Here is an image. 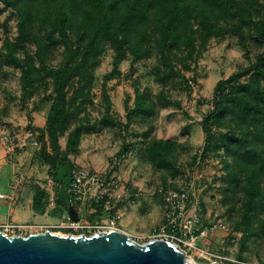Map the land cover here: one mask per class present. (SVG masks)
<instances>
[{"label": "rangeland", "instance_id": "rangeland-1", "mask_svg": "<svg viewBox=\"0 0 264 264\" xmlns=\"http://www.w3.org/2000/svg\"><path fill=\"white\" fill-rule=\"evenodd\" d=\"M41 6L38 2L6 6L0 0V191L6 195L2 200L10 203L9 207L0 205V223H34L61 235L84 231L90 235L108 231L111 217L117 214L120 215L117 227L144 244L153 238L155 229L167 223L164 192L191 186V211L200 214L205 222L223 219L229 231L201 240L208 253L189 251L187 260L193 264H211L214 260L220 264H264V167L239 156L244 151L239 147L232 154L220 139V131L231 130L235 136L245 135L249 144L264 154V127L257 131L235 116H227L222 120L223 127L213 124L216 140L206 153L202 129L203 119L213 108L216 83L247 68L261 51L253 39V30L243 29L251 48L247 56L236 35L227 33V29L210 28L203 24L198 13H192V28L187 33L194 45L185 44L187 38L182 35L183 42L169 54L167 64L154 47L149 20L146 39L153 44L147 58L133 61L132 50L127 47L116 77L106 80L105 76L114 69L116 55L106 42L92 69V84L79 82L78 78L72 81L69 97L84 86L83 92H89L90 98L82 103L85 112L69 125L70 129L77 124L85 125L80 148L69 157L74 167L96 169L107 178L114 176L123 187L118 200H112L111 207L97 215L92 205L95 200L88 197L81 202L78 212L56 206L59 184L51 177L49 164L40 157L44 141L38 139L42 128L38 124L47 119L55 99L53 78L46 75L24 95L22 70L6 59L9 52L6 43L20 39L25 18L39 40L32 38L21 43L16 55L24 58L28 51L36 66L40 65L41 55L47 69L61 68L69 61L70 46L87 43L92 25L87 9L79 7L72 16L66 38L52 25L59 5L46 7L44 13ZM224 24L225 21H220V25ZM45 41L49 47L40 49L38 44L44 45ZM78 60L79 56H74L71 63ZM138 94L143 96V107L150 108L151 113L138 111L128 129L102 125L107 105L105 95L111 102L110 116L125 124L126 106L133 109ZM81 102L79 96L76 104ZM30 131L36 132L39 145L28 136ZM67 134L60 137L62 150L66 148ZM5 135L9 143L2 140ZM158 139L173 142L170 168L153 159L149 151ZM122 154L125 157L113 167V160ZM37 191L38 207H35ZM252 192L256 203L248 208ZM74 219L86 225L84 231L61 227Z\"/></svg>", "mask_w": 264, "mask_h": 264}, {"label": "trees", "instance_id": "trees-1", "mask_svg": "<svg viewBox=\"0 0 264 264\" xmlns=\"http://www.w3.org/2000/svg\"><path fill=\"white\" fill-rule=\"evenodd\" d=\"M6 6L21 7V4H41V13L46 7L58 4L57 12L54 13L52 25L67 38V30L70 28L72 16L79 11V7L87 9L92 16V25L88 32L87 43L70 46L69 61L61 68L47 69L45 60L39 55L40 65L36 66L32 55L26 51L24 58L18 57L16 51L21 45L32 38L39 40L33 32V27L28 25V19L21 23V37L18 41H7L8 53L6 59L21 68L23 94H27L29 87L45 79L46 75L53 78L55 99L48 113L44 128L40 129L38 139L44 141V147L40 153L49 164L51 177L58 182L59 188L56 194V206L64 210L79 211L80 201H71L68 188L72 181V171L75 168L69 154L79 150L85 131V125L77 124L70 129L72 120L80 113L85 112L82 106L84 100H89V92L84 93V86L76 89V95L70 96L68 88L75 78L79 82L85 81L92 84V69L99 61L104 44L110 43L116 51L114 69L105 79L116 77L120 62L124 59L127 47H130L134 55L133 61L147 58L152 51V44L148 37L147 23L151 21V32L155 40V46L161 59L170 63L169 54L180 46L183 36L187 38L184 43L194 45L188 35V29L192 28L191 14L198 13L204 25L210 28L227 29V33L238 37L240 45L250 54V46L246 41L243 29L248 27L253 30V39L261 51L256 59L245 69L231 74L226 79L219 80L214 89L213 108L202 121V129L206 135L205 153L211 148L216 140L213 124L223 127L222 120L227 116H235L240 122H246L249 127L259 131L264 127V0H2ZM53 3V4H52ZM1 11V9H0ZM56 11V10H53ZM45 20V18H42ZM85 20V19H84ZM225 21L220 25V21ZM183 35V36H182ZM51 38V37H50ZM52 39V38H51ZM38 44L40 49L49 47V44ZM74 56L79 60L71 63ZM85 84V85H86ZM82 102L76 104L78 97ZM142 95L138 94L136 105L128 110L127 123L114 119L110 116L111 102L105 95L107 102L105 114L102 118L104 126H120L128 129L132 123L133 115L144 110L151 113V109L143 107ZM239 123V122H238ZM65 132L67 143L62 150L60 137ZM245 135L235 136L230 130L220 131V139L228 151L235 155V148L244 150L239 156L251 162H259L264 167V154L249 144ZM48 144V145H47ZM173 142L171 139L154 140L149 148L153 159L160 160L164 167L170 168L173 162L170 159ZM51 148V150L48 149ZM197 156H195L196 160ZM34 196L36 207L38 194ZM249 197V206L255 204L254 192ZM262 201V199H261ZM97 215L105 211V202L94 201L92 204ZM38 207V205H37ZM250 209H248V212ZM247 212V213H248ZM95 215H92L94 217Z\"/></svg>", "mask_w": 264, "mask_h": 264}, {"label": "water", "instance_id": "water-1", "mask_svg": "<svg viewBox=\"0 0 264 264\" xmlns=\"http://www.w3.org/2000/svg\"><path fill=\"white\" fill-rule=\"evenodd\" d=\"M78 220V219H74ZM0 264H193L178 244H140L121 230L86 234L51 231L9 237L0 233ZM211 264H220L213 261Z\"/></svg>", "mask_w": 264, "mask_h": 264}, {"label": "built area", "instance_id": "built-area-1", "mask_svg": "<svg viewBox=\"0 0 264 264\" xmlns=\"http://www.w3.org/2000/svg\"><path fill=\"white\" fill-rule=\"evenodd\" d=\"M28 136L34 139L35 145H39L35 137V131H30ZM2 140L6 143L10 142L7 135L3 136ZM124 157L125 154L116 157L113 160V167L120 164V161ZM120 187V181L114 176L107 178L99 170L81 166L75 167L72 171V181L68 188V193L71 197V201L82 202L87 197L96 201L102 200L105 202V208L108 209L111 207V201L118 200L121 196L119 193ZM5 197L6 195L0 192V199H4ZM163 200L168 220L164 227L154 230L152 239H166L174 244H178L186 253L193 251L205 255V253L208 252L201 244V240L207 239L211 235L221 231H229V226L223 219L215 218L205 222L200 214L196 211H191V186L167 190L164 192ZM119 217L120 215L117 214L111 217L109 221V230H121L117 227ZM85 226L86 225L82 224L79 220H70L61 224V227L72 231L83 230ZM46 231L51 230L49 228L45 229L44 226L40 224L15 221L0 223V233L2 232L9 237L28 236L33 233H44ZM98 232L104 231L99 230ZM82 234L88 235V232L84 231Z\"/></svg>", "mask_w": 264, "mask_h": 264}, {"label": "crops", "instance_id": "crops-1", "mask_svg": "<svg viewBox=\"0 0 264 264\" xmlns=\"http://www.w3.org/2000/svg\"><path fill=\"white\" fill-rule=\"evenodd\" d=\"M45 124H46V120H44V121H42L41 123H39L38 126H41L42 128H44V127H45ZM0 192H1V193H4V192H2V191H0ZM31 201H32V199H31ZM0 205H6L7 207H9V206H10V203H8V202H6V201L0 199Z\"/></svg>", "mask_w": 264, "mask_h": 264}]
</instances>
